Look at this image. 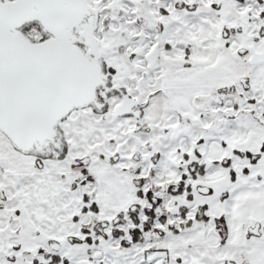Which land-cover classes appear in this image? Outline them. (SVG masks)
<instances>
[{
	"label": "snow or ice",
	"instance_id": "obj_1",
	"mask_svg": "<svg viewBox=\"0 0 264 264\" xmlns=\"http://www.w3.org/2000/svg\"><path fill=\"white\" fill-rule=\"evenodd\" d=\"M0 264H264V0H0Z\"/></svg>",
	"mask_w": 264,
	"mask_h": 264
}]
</instances>
